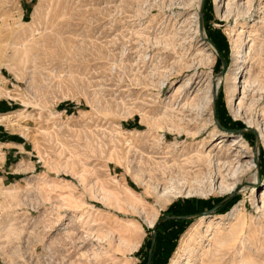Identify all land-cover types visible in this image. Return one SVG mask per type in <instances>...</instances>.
I'll return each instance as SVG.
<instances>
[{
  "label": "rangeland",
  "instance_id": "obj_1",
  "mask_svg": "<svg viewBox=\"0 0 264 264\" xmlns=\"http://www.w3.org/2000/svg\"><path fill=\"white\" fill-rule=\"evenodd\" d=\"M189 1L195 2L0 0V264H169L201 216L202 233L210 217H222L209 235L225 227L230 218L222 215L236 204L255 224L256 230L243 233L252 242L263 239L264 207L255 204L264 195V146L242 119L233 117L224 85L233 60L232 19H220L213 0H202L198 18L204 43L195 33ZM262 5L264 0L253 1L254 19L260 21L254 39L263 37L259 81H264ZM207 75L221 78L210 103L204 100L212 79ZM235 77L241 80L243 72L233 82ZM188 78L189 107H180V96L171 107L170 92ZM255 99L249 112L264 102L262 84ZM220 132L245 138L244 148L230 140L222 148L230 159L252 155L240 159L253 160L257 172L241 176L239 183L251 179L256 197L249 188L212 192L213 176L204 178L208 182L200 178V191L169 201L151 188L146 192L169 172L187 174L186 190L196 187L192 177L197 168L205 170L196 168L198 147L203 144L201 151H207L215 145L216 150L221 144L208 139ZM128 189L155 213L152 227L124 203ZM97 208L105 211L106 223L88 228ZM113 215L123 219L116 229ZM118 227L132 234L121 233L124 243L118 241ZM106 229L112 244L99 237ZM230 241L217 245L225 253Z\"/></svg>",
  "mask_w": 264,
  "mask_h": 264
},
{
  "label": "bare ground",
  "instance_id": "obj_2",
  "mask_svg": "<svg viewBox=\"0 0 264 264\" xmlns=\"http://www.w3.org/2000/svg\"><path fill=\"white\" fill-rule=\"evenodd\" d=\"M253 1L254 0H213V3H214V5H216V12H217V15L220 19H223L225 21L232 19V26L230 27V36H231V43L230 44H231V49H232V53H233V60H232V66H231L230 70H228L224 75V85H225V92H226L227 101H228V107H229L231 113L233 114V117L235 116V117L242 119L247 130L252 131L254 134H256V140H259L260 144H262L264 146V102L261 103L260 106L258 107V109H256L254 112L253 111L249 112V110H248L250 108V106L252 107V104H255L258 100V99L257 100L255 99L256 91L260 88L261 84H262V86H264L263 85L264 81H259V74L260 73L257 70V65L261 64V63H259V60H260L259 50L261 49V45H262L261 42L263 40V37L258 35V37L256 38V41L254 39L255 38L254 35L256 34L255 24L258 25V23H260V21H258V19L257 20L254 19L255 18L254 13L256 12V14H257L258 9L256 10L255 7H253ZM192 3L193 2L189 1L186 5L190 6V5H192ZM193 6H194V10L192 9L193 10L192 17H193V21H194V30H195L196 35L198 37H200V40H203V42L205 43V41H207L206 35L204 34L203 29H202V21L200 20V18H198V13H199L198 11L200 9V6L202 7V0H195V2L193 3ZM261 8L264 10L263 5ZM184 21H187V19ZM187 23L189 24V22H187ZM261 27H262V25H261ZM253 28H255V30ZM182 29H183V27H182ZM203 42H201V44ZM208 44L209 43H207V45ZM208 48H211V47L209 46ZM206 49L207 48H205L204 50H206ZM201 50H202V48H201ZM200 53H203V52H200ZM206 54L209 58V56L212 53H211V51H209ZM186 55H188V54L186 53ZM192 55H193V53H192ZM207 56H205V57H207ZM200 61L201 60L198 61V64L203 63V61H201V62ZM207 62H209V61H207ZM240 71L243 72V77L241 78V80H239V79H237V77H235L234 82H233L231 79H233V77L236 76ZM210 78H212V77H209V79ZM220 79L221 78H218V77L215 78L214 77V78L210 79V81H208L210 83L209 85L206 83L208 85V89L206 90V93L204 95V100L207 103H210L212 101V97H213V95H215L216 89H217L218 85L220 84ZM189 84H190V79L189 78L185 79L184 81L177 84V86L172 90V92H170L169 102L171 103V107L174 105V104H172V101L177 103L178 102L177 99L179 96L184 97V103L182 105H180V107H182V109L187 107V103L185 102V98L190 96V94H189L190 90L189 91L187 90L189 87ZM256 87H258V88H256ZM177 93H178V96L176 98L175 96L177 95ZM235 94H238V96L236 97V98H238L236 102H234V95ZM195 99H196V97H195ZM192 100H194V98ZM185 103H186V106H185ZM190 105H192V104H190ZM200 105H202V103ZM175 106H176V104H175ZM172 109H174V108H172ZM182 109H179V110H182ZM165 111L166 110H164V112ZM181 114H182V112H181ZM181 114H179V115H181ZM180 120H181V118H180ZM228 140L232 141L233 144H236V145L240 146L241 148H244L245 138L243 136L234 137L233 135L226 134L224 132L212 133L208 139V142L209 141H215V144H218V145L221 144V145H219V147H216L217 148L216 150L214 149L215 145L214 146L212 145L214 148L211 147L207 151H205V150L201 151V149L204 146H203V144L199 145V147H198L199 157L195 156V158L198 157L197 163H195V164H196V168H197V165H202V167H204L205 170L202 171L200 168H197L196 173L192 177L193 180H191V182L195 181L196 187L195 186H194V188L189 187L186 190L185 189V183L186 182L184 181V176H186L187 174H185L184 176H183V174H179L176 176V174L170 175V172H169V175L164 176L160 181H158L156 179L155 184L153 186L152 185L146 186L145 187L146 192L148 193V189L151 188L153 194H155L158 198L164 197V198H166L167 201H169V197L179 195V194H182L184 192H185V194H190L192 189L194 192L200 191V189L203 188V182H204L200 178H203V179L204 178L205 179L210 178L211 179L213 176L215 178V182H213V180L210 181V191H212V192L213 191L231 192L232 190H235V191L240 190L241 191V189L243 190L245 188L246 189L249 188L250 189V193H249L250 196L252 198L256 197L257 190L255 189V186H253L254 182H252L251 179L246 181L245 185L239 183V178L241 176L249 174V177L251 178L252 176H255V174L257 172L256 171V165H255V162L253 160L241 161V159H240V156L247 157V156H252V155L251 154L239 155L238 156L239 158L230 159V153H228V151H224V149H223L224 147L222 148V144H224ZM165 151H167V150H165ZM246 152H249V151L247 150ZM193 155H197V154H193ZM165 156H167V155L165 154ZM185 157H183V158L185 159ZM186 164H187V162H186ZM190 164H191V162H190ZM166 168H167V164H166ZM179 172H181V171H179ZM154 178H156V177L154 176ZM205 181H207V180H205ZM151 182H152V180H151ZM128 192H129L128 193L129 195L124 196V198H123V201L126 204V206L128 207V209L131 212H133V213L136 212L137 214L142 216L144 218V220L147 222L146 225H148V227H152L153 223H154V219H155V213L153 214V213H150L149 211H147L144 208V206L142 205L141 200L137 197V195L134 194V192L131 189H128ZM105 194H107V193H105ZM106 196H108V194ZM252 200H254V199H252ZM240 204H242V203H240ZM115 206L120 211L126 212L125 207L124 208L120 207L117 203L115 204ZM239 207H240L239 204H236L233 206V208L230 212L222 215V216L228 215L230 218L228 220V222L226 221L225 227L223 226L222 230L218 229L217 231H213L209 235H208V233L206 234V232L211 230V228H212L211 226H213L212 224H215V227H217L218 223L220 224L222 217H220V216L210 217L208 223L204 226V233H202V229H201L202 226L201 225H202L203 216H201L197 222V225L191 227L185 233V235L183 236V238L181 239V242L179 244L177 256L172 258L171 262L169 264H264V237L261 241L259 240L258 242H255V241L252 242L253 239H252V241L250 239H248L249 238L248 234L243 233V229L244 230L246 228L247 229H254L255 224L253 221H248V219H246L243 216V213H242L243 210L241 211V209ZM255 207L257 209H259V207H261V208L264 207V195L263 194L261 195L260 205H257V200H256ZM79 209H82V208H79ZM95 210H96V213H94L92 211L94 213V216L92 215L93 218L90 220L92 225H88V228L97 224V223H95L96 221H101L104 224L106 223L105 222L106 220L104 221V218L101 217V215L103 214L102 212H105V211H103L99 208H97ZM80 211L82 212V214L85 215V217L90 218L89 215L85 214V213H87L86 211H83V209ZM85 217H84V219H85ZM81 219L82 218H80V220ZM122 220H123L122 218H119L118 216L113 215V217L111 219V223L113 224V227L116 229V225H119V222H122ZM214 220H217V221H214ZM85 221L89 222V219L86 218ZM80 222H78V223H80ZM65 226H67V224ZM256 226H257V224H256ZM262 227H263V225H262ZM83 228H84V226H83ZM258 229L261 230V227ZM106 230H108V229H106ZM254 230H256V229H254ZM117 231H118V239H119L118 241L120 243L121 242L124 243L126 241L125 238L121 236V233L125 232L129 236H132V234H130L128 227H125L122 229H120V227H118ZM252 231L253 230H251V234H252ZM258 231L259 230H257V232ZM263 231H264V229H263ZM253 232H255V231H253ZM109 233L110 232L108 230V231H105V233H102V236L101 235L100 236L97 235V236H99L104 241H107L108 244L109 243L112 244V242H114V241L111 242V241H108V239H107V236ZM258 233H261V232H258ZM88 235L90 236V234H88ZM253 236H256V238H257V235H253ZM112 237L113 236H111V238ZM90 239H92V238H90ZM204 239L207 240L206 243L203 242ZM226 239L231 240L230 241L231 243L229 242L230 244L229 245L227 244L228 246L225 245L226 251L224 253L219 249V246L217 244H219V242L221 243V241L222 242L226 241ZM94 240L97 241L98 239L96 240V238H95ZM98 241H101V240H98ZM216 242H218V243H216ZM117 244H119V243H117ZM225 246H224V248H225ZM110 259H112V258H110Z\"/></svg>",
  "mask_w": 264,
  "mask_h": 264
}]
</instances>
